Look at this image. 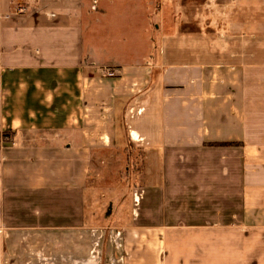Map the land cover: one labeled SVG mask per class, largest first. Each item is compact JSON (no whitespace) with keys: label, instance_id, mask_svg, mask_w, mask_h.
I'll return each mask as SVG.
<instances>
[{"label":"crops","instance_id":"0c3cea01","mask_svg":"<svg viewBox=\"0 0 264 264\" xmlns=\"http://www.w3.org/2000/svg\"><path fill=\"white\" fill-rule=\"evenodd\" d=\"M130 150L132 223L93 225L95 156ZM95 251L264 264V0H0V264Z\"/></svg>","mask_w":264,"mask_h":264},{"label":"rangeland","instance_id":"374dc122","mask_svg":"<svg viewBox=\"0 0 264 264\" xmlns=\"http://www.w3.org/2000/svg\"><path fill=\"white\" fill-rule=\"evenodd\" d=\"M139 163L140 154L136 150L95 156L86 202L89 222L103 227L131 225L130 215L138 202L135 189L139 184ZM99 254L94 252L92 264L103 263Z\"/></svg>","mask_w":264,"mask_h":264},{"label":"built area","instance_id":"2783aa9c","mask_svg":"<svg viewBox=\"0 0 264 264\" xmlns=\"http://www.w3.org/2000/svg\"><path fill=\"white\" fill-rule=\"evenodd\" d=\"M107 75H108L109 77H115L116 73H115L114 71L108 69V70H107Z\"/></svg>","mask_w":264,"mask_h":264},{"label":"trees","instance_id":"16d2710c","mask_svg":"<svg viewBox=\"0 0 264 264\" xmlns=\"http://www.w3.org/2000/svg\"><path fill=\"white\" fill-rule=\"evenodd\" d=\"M9 137V134L8 133H4V138H8ZM139 172H140V169H139Z\"/></svg>","mask_w":264,"mask_h":264}]
</instances>
